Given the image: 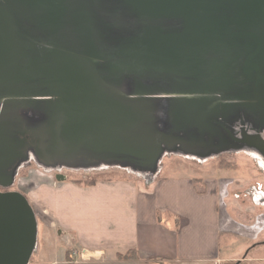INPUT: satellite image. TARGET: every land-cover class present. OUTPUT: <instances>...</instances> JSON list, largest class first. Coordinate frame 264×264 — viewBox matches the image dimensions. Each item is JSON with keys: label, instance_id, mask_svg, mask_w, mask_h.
Listing matches in <instances>:
<instances>
[{"label": "water", "instance_id": "water-1", "mask_svg": "<svg viewBox=\"0 0 264 264\" xmlns=\"http://www.w3.org/2000/svg\"><path fill=\"white\" fill-rule=\"evenodd\" d=\"M237 151L264 159V0H0V189L31 159L153 177ZM38 235L0 190V264Z\"/></svg>", "mask_w": 264, "mask_h": 264}, {"label": "crops", "instance_id": "crops-1", "mask_svg": "<svg viewBox=\"0 0 264 264\" xmlns=\"http://www.w3.org/2000/svg\"><path fill=\"white\" fill-rule=\"evenodd\" d=\"M177 174L89 188L71 213L80 222L43 239L44 264H74L72 248L89 264H264L262 184Z\"/></svg>", "mask_w": 264, "mask_h": 264}, {"label": "rangeland", "instance_id": "rangeland-1", "mask_svg": "<svg viewBox=\"0 0 264 264\" xmlns=\"http://www.w3.org/2000/svg\"><path fill=\"white\" fill-rule=\"evenodd\" d=\"M159 167L160 172L158 174L161 173L163 176H171L178 172L177 175L179 176L209 177V181L216 179L220 181L221 178L230 179L235 177L233 179L240 180L248 186L258 187V184L264 185V159L255 157L253 153L245 151L224 153L206 160L167 154ZM58 176H64L65 179L62 177L58 179ZM110 178L116 181L151 180V177L138 175L129 169L119 167L52 169L44 168L36 160L31 159L19 169L15 183L11 188L8 190L0 189L1 191H16L24 194L37 214L39 225L38 245L30 264H40L42 261L43 264L45 263L46 259H43L42 246L44 238L50 237V239L55 240L56 238L57 240V232L64 230L63 225L67 223L71 226L73 223L80 222L76 221V217L71 213H73V208H77V205L87 203L86 193L92 187L85 185L95 181L100 182L98 184L108 183L109 181L106 180ZM240 181L238 182L240 183ZM257 200L264 207V200L260 198ZM61 213H67L64 216L65 222L62 217H60V220L58 219V215H61ZM69 233L74 234L72 236L77 235L72 231ZM78 252L82 253L79 248H72L67 261L74 262V264L75 262L80 264L92 263L91 260L87 259L88 257L82 258V254H78ZM72 255H74V258ZM77 255H81V258Z\"/></svg>", "mask_w": 264, "mask_h": 264}, {"label": "trees", "instance_id": "trees-1", "mask_svg": "<svg viewBox=\"0 0 264 264\" xmlns=\"http://www.w3.org/2000/svg\"><path fill=\"white\" fill-rule=\"evenodd\" d=\"M106 181H109V182H112L113 181L114 182L116 180H114L113 178H110V179H107ZM98 183H100V182H98ZM98 183L95 181V182H93L91 184H88V185H85V186H87V187H93V186L97 185ZM119 258H121V259H135V257L133 256V253L132 252L129 253V254H127V255H125V256H119Z\"/></svg>", "mask_w": 264, "mask_h": 264}, {"label": "built area", "instance_id": "built-area-1", "mask_svg": "<svg viewBox=\"0 0 264 264\" xmlns=\"http://www.w3.org/2000/svg\"><path fill=\"white\" fill-rule=\"evenodd\" d=\"M258 192H259V195L260 194H262V196L261 197H259V195H258V199L260 198V199H263L264 200V185H260L259 187H258ZM85 257V255H82V258H84Z\"/></svg>", "mask_w": 264, "mask_h": 264}, {"label": "bare ground", "instance_id": "bare-ground-1", "mask_svg": "<svg viewBox=\"0 0 264 264\" xmlns=\"http://www.w3.org/2000/svg\"><path fill=\"white\" fill-rule=\"evenodd\" d=\"M249 153H253V155L255 156V157H259L260 158V156L257 154V153H255V152H252V151H248Z\"/></svg>", "mask_w": 264, "mask_h": 264}]
</instances>
